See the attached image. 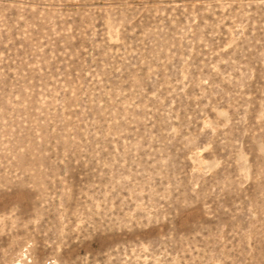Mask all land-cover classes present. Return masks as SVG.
<instances>
[{
	"label": "rangeland",
	"instance_id": "374dc122",
	"mask_svg": "<svg viewBox=\"0 0 264 264\" xmlns=\"http://www.w3.org/2000/svg\"><path fill=\"white\" fill-rule=\"evenodd\" d=\"M0 264H264V0H0Z\"/></svg>",
	"mask_w": 264,
	"mask_h": 264
}]
</instances>
